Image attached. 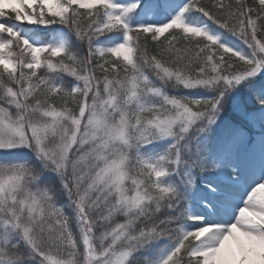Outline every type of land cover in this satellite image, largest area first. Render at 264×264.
<instances>
[{
    "label": "snow or ice",
    "instance_id": "snow-or-ice-1",
    "mask_svg": "<svg viewBox=\"0 0 264 264\" xmlns=\"http://www.w3.org/2000/svg\"><path fill=\"white\" fill-rule=\"evenodd\" d=\"M0 264H264V0H0Z\"/></svg>",
    "mask_w": 264,
    "mask_h": 264
}]
</instances>
